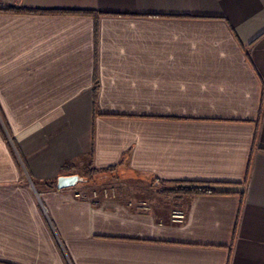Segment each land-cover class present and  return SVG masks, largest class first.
<instances>
[{"label":"crops","instance_id":"obj_1","mask_svg":"<svg viewBox=\"0 0 264 264\" xmlns=\"http://www.w3.org/2000/svg\"><path fill=\"white\" fill-rule=\"evenodd\" d=\"M6 7L0 107L17 146L0 129V262L264 264V0ZM90 167L131 187L57 188ZM156 178L217 193L151 202Z\"/></svg>","mask_w":264,"mask_h":264},{"label":"trees","instance_id":"obj_2","mask_svg":"<svg viewBox=\"0 0 264 264\" xmlns=\"http://www.w3.org/2000/svg\"><path fill=\"white\" fill-rule=\"evenodd\" d=\"M0 11L5 12H13L16 13L19 10L17 8L13 7H6V8H0ZM25 12L28 13H49V14H87L91 12H85V11H73V10H48V11H39V10H30L25 9ZM0 129L3 133V136L8 141L9 145L13 149H16V141L13 138V134L11 132V129L8 125V122L4 116V113L0 107ZM113 170V168L105 169ZM101 171L90 167L87 171V175L95 176L99 174ZM155 181L161 186L160 188V195L163 198H169L171 196H177V197H184V196H196V195H203V194H214L217 193L216 189L213 188L211 183L207 182H194V181H178V182H171V181H165L161 179H155ZM50 188H53L56 186V182H52L48 185ZM0 264H9L0 262Z\"/></svg>","mask_w":264,"mask_h":264},{"label":"rangeland","instance_id":"obj_3","mask_svg":"<svg viewBox=\"0 0 264 264\" xmlns=\"http://www.w3.org/2000/svg\"><path fill=\"white\" fill-rule=\"evenodd\" d=\"M86 176L87 177H84L85 178V184H83V185H79V186H81V190H82V192H85V193H92L93 191H95V190H98V191H101V189H103V185H104V189L105 188H109L110 189V187H111V183H124L123 185H122V187L123 186H125V185H127V186H130L131 187V185L130 184H125L126 182H124L123 180L122 181H119V180H116L115 178H116V176L115 175H113V176H111L110 174H103V173H99V174H97V175H93V176H90V175H87L86 174ZM84 183V182H83ZM151 184V185H150ZM150 184H147V188H150V190H151V192H152V195L150 194L149 196L150 197H147V199H150L151 200V202H154L155 200H154V196L155 197H161L163 200H167V199H170V198H179V197H177V196H171V197H169V198H163L161 195H160V188H161V186L159 185V182L157 183L156 181H155V179H153V180H151L150 181ZM135 185L133 184L132 185V187H134ZM151 186V187H150ZM136 187V191H138V192H141L142 191V189H146V188H142L141 186H135ZM134 187V188H135ZM124 188H126V186L124 187ZM152 188V189H151ZM161 202V201H160Z\"/></svg>","mask_w":264,"mask_h":264},{"label":"water","instance_id":"obj_4","mask_svg":"<svg viewBox=\"0 0 264 264\" xmlns=\"http://www.w3.org/2000/svg\"><path fill=\"white\" fill-rule=\"evenodd\" d=\"M85 182V178L79 174L63 175L57 180L58 189L72 188L79 183Z\"/></svg>","mask_w":264,"mask_h":264},{"label":"built area","instance_id":"obj_5","mask_svg":"<svg viewBox=\"0 0 264 264\" xmlns=\"http://www.w3.org/2000/svg\"><path fill=\"white\" fill-rule=\"evenodd\" d=\"M103 192L108 195L110 193V189L109 188H105V189L103 188ZM99 195H100V191H98V190H95L92 192V196L94 198H97ZM172 218L174 221H177V222L182 221L185 218V213L182 210H174L172 213Z\"/></svg>","mask_w":264,"mask_h":264}]
</instances>
